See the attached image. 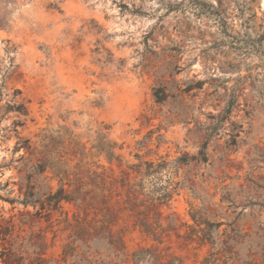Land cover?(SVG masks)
Wrapping results in <instances>:
<instances>
[{"label":"rangeland","instance_id":"1","mask_svg":"<svg viewBox=\"0 0 264 264\" xmlns=\"http://www.w3.org/2000/svg\"><path fill=\"white\" fill-rule=\"evenodd\" d=\"M193 157L162 170L168 204H125L133 166ZM61 188L75 200L56 206ZM134 253L264 264V0H0V264H136Z\"/></svg>","mask_w":264,"mask_h":264},{"label":"trees","instance_id":"2","mask_svg":"<svg viewBox=\"0 0 264 264\" xmlns=\"http://www.w3.org/2000/svg\"><path fill=\"white\" fill-rule=\"evenodd\" d=\"M154 94L156 96L157 102H163L168 98L167 93L162 88L157 89ZM236 101H237L236 95L235 94L231 95L226 105L225 111L222 114L221 118L219 119L220 122H224L228 120L236 104ZM9 109L20 113L27 112V109L23 104L9 107ZM212 133L210 135H212ZM117 148H118L117 145L115 143H112L110 140H108V137L104 134L102 135V137H100L99 143L96 145L98 154L104 155V157L109 163H112L114 160L119 159L116 153ZM206 149H207V144H205L202 147V150L199 153L200 160L204 162L208 161V157L205 154ZM194 159L197 158L196 157H193L192 159L178 158L172 163H167L166 161H163L161 163H156L154 161H141L138 165L133 166L132 169L136 172L137 175L134 182L129 185L127 201L125 202V204L130 205L129 209L131 211L135 209H139L141 207L147 208L150 205L160 207L165 204H168L173 198V193L171 190V187L173 186L172 178H168L165 185H160V187L156 186L157 181L160 180L159 176L162 170L166 168L169 169L171 165L176 168H178V166L180 165H187L190 162V160H194ZM40 172H44V169L41 170ZM179 186L180 184L177 183L175 187H173V190L176 191L179 188ZM52 198L55 200L56 206H58L63 200L65 201L75 200L74 196L66 194L62 188L56 194H54ZM140 198L141 200L138 201ZM139 214L146 215L147 213L146 210L143 211L141 210L139 211ZM191 217L196 223H198V225H202V224L210 225L208 220L203 218H197L195 214H192ZM142 228L145 231L149 232L145 224H142ZM107 230H108V225L106 224L105 220H102L101 225L96 228L97 235L99 236L103 233H106ZM200 232L203 234L202 240H211L210 238L212 236L210 237V235H208L204 229H201L199 231L193 229L191 233L188 235V237L191 238L196 234H199ZM151 234H153V237L155 238L159 237L157 233H151ZM122 250L123 247L121 246V249H119L118 253H115L117 258L120 257ZM137 257H138V253H134L133 260L136 264H139L140 260Z\"/></svg>","mask_w":264,"mask_h":264}]
</instances>
